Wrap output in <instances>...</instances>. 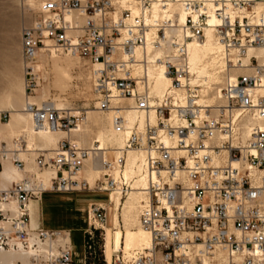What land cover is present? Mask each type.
Wrapping results in <instances>:
<instances>
[{
    "label": "built area",
    "instance_id": "built-area-1",
    "mask_svg": "<svg viewBox=\"0 0 264 264\" xmlns=\"http://www.w3.org/2000/svg\"><path fill=\"white\" fill-rule=\"evenodd\" d=\"M210 30L226 62L214 106L199 104L189 60V44L204 43ZM21 43L27 89L39 81L41 56L78 58L89 66L99 110L112 112L113 130L126 138L93 187L78 176L99 142L64 138L45 153L30 149L23 134L0 138V171L11 162L24 174L0 184V252L26 255L29 264H75L71 231L33 229L32 202L47 192L125 198L132 181L112 171L125 168L128 150H139L148 179L140 224L151 245L120 249L110 264H264V0H43ZM252 49L262 57L248 56ZM240 67L250 70L232 76ZM150 68L171 80L160 96ZM26 108L36 130L70 132L86 118L72 107ZM129 111L136 120L127 119ZM45 171L55 174L50 189L39 177ZM87 217L84 263L94 264L109 206L92 202Z\"/></svg>",
    "mask_w": 264,
    "mask_h": 264
},
{
    "label": "bare ground",
    "instance_id": "bare-ground-1",
    "mask_svg": "<svg viewBox=\"0 0 264 264\" xmlns=\"http://www.w3.org/2000/svg\"><path fill=\"white\" fill-rule=\"evenodd\" d=\"M43 0H25V3L31 2L38 11L39 3ZM31 5V9H32ZM174 8H177L176 6ZM185 17L184 14L181 13L180 21L184 22ZM189 60L192 68L193 74H195L194 78L200 80V87L199 89V104L208 103L210 106H214L217 103L219 98L221 88L224 82V74L223 69L226 65V62L223 58V47L217 42L213 32L210 30L207 36V40L204 43H190L189 44ZM252 53H256V55L260 58L262 57V51L260 50H250L248 56ZM137 58H141V50L138 49L136 51ZM49 60L54 63V69L58 74L59 84H62V80H71L70 68L74 66V68H78L83 75L85 76L86 80L90 84V77L88 73V68L86 67V63L78 58H73L69 56H62L58 54L52 55H43L40 58V61L44 64L46 61ZM66 60L68 63L65 65H69L64 67L62 61ZM245 62L248 61V57H246ZM43 64H35L34 68L38 71L42 68ZM52 66V75L54 77V71ZM250 67L247 68H237L234 69L232 76H236V72L241 71H249ZM51 74V73H50ZM149 76L153 81V92L155 95L160 96L163 92L169 87L171 84V80L169 77L165 76L162 73L160 68H150L149 69ZM52 77V78H53ZM25 78V67H24V77ZM44 79L48 82L46 85L41 86V82L38 81V87L34 88V93L29 94L27 92V84L26 90H24L25 100H17L13 98L14 103V110L12 111L13 117L5 122L0 120V138L2 136H6V131L8 129H14L15 127H20L23 125H28L29 120L31 118V129L24 127L21 128L16 134L24 135L27 141L29 142V137L32 138L33 134H38L40 143L51 150H44L51 152L53 147L57 144V142L64 138H72L78 139V137L74 136V134L83 133L81 129L82 125L89 126L92 123L97 128V135L102 143L99 144L100 152L97 153V156L91 157L85 165V168L78 176L80 179L86 180L91 187H93L98 179L101 178L104 167L103 161H110L113 160L117 155L120 148H122L125 144V134H118L113 130L112 127V112L110 111H101L98 110V104L96 102V110L88 111L86 114L85 121L82 125L73 128L70 132H65L61 130H36L33 125L32 115L29 111H27V105L37 103V105L42 106L44 104H52L58 109H63V104L60 105L57 103H50L48 102V92H44V88L52 83L51 77L49 74L45 72ZM79 80H84V77H79ZM72 81V80H71ZM25 83H27L25 78ZM64 84V83H63ZM41 87V88H40ZM40 88V89H38ZM92 88V87H91ZM93 91V90H92ZM94 94V93H93ZM95 101L96 96L94 94ZM101 113H104L103 115ZM1 115V114H0ZM127 119L129 121H134L137 119V114L135 112L129 111L127 113ZM151 121H155V117L152 115L150 117ZM90 122V123H89ZM143 122V119H141ZM91 125V124H90ZM89 129H87L88 131ZM96 130V129H95ZM91 131V130H89ZM50 132V135L46 133ZM96 132V131H95ZM15 134V135H16ZM90 135V134H89ZM97 137V138H98ZM6 141L8 139L2 138ZM80 144L81 142L77 140ZM97 142V141H96ZM94 142H92L93 146ZM34 145H29L30 149H34ZM40 149V148H39ZM41 150V149H40ZM43 151V150H42ZM126 165L122 171L113 170L112 176L116 179L120 177H124L127 180L131 179L133 190L127 197H121L120 194L113 192L109 195V201L112 206H109V211H112V228L117 230L116 235L119 236V244L117 245V251L120 249L127 251H131L136 248H146L150 247L151 245V238L150 235L144 230V228L140 224V206L143 200H145V189L148 185L147 174L144 171V160H145V153L139 150H128L126 155ZM262 173V172H261ZM54 173L50 171H45L39 174L41 181L43 182L45 188L50 189L52 184V179L54 177ZM24 174L19 171L11 162H4L3 170L0 171V184L2 186H6L11 182L19 181ZM91 194V192H87ZM100 192L92 191V194H99ZM124 199V201H122ZM31 204V213H32V205ZM90 204V203H89ZM122 205V207H121ZM121 207V208H120ZM121 209V210H120ZM32 219V218H31ZM122 224V225H121ZM107 226H105L106 231ZM112 229V230H113ZM110 231L107 229V233ZM82 232V231H81ZM111 233V232H110ZM119 233V234H118ZM113 234V232H112ZM106 237V234H105ZM118 238V237H117ZM104 253L106 257V261L109 263L113 260V247H112V236L111 240L104 243ZM116 252V251H115ZM112 257V259H111ZM84 260V259H83ZM109 263V264H110ZM0 264H29L28 257L21 253L17 252H0ZM85 264V263H84Z\"/></svg>",
    "mask_w": 264,
    "mask_h": 264
},
{
    "label": "rangeland",
    "instance_id": "rangeland-1",
    "mask_svg": "<svg viewBox=\"0 0 264 264\" xmlns=\"http://www.w3.org/2000/svg\"><path fill=\"white\" fill-rule=\"evenodd\" d=\"M31 5V2L25 3V0H0V116L3 117V122L9 119V114L10 119L13 117V98H16L18 101L21 100V102L23 101L22 99L25 100L24 90H26L27 83H25V78H23L25 64L22 58L21 36L23 29L29 26L38 14L36 7L32 5L31 9ZM60 61H62L64 67L69 66L67 64L65 65V63H68L66 60ZM35 64L43 63L39 60ZM53 64L54 63L52 62L51 65V62L47 60L46 63L42 65V68L37 71L39 74L38 80L42 83L41 86H44L48 82H50V79H48V81L44 79L45 72L46 74H49V77H51L52 83L44 88V92L46 91L49 93L47 98L48 102L56 104L58 103L59 105L62 103L63 108L72 107L77 111L85 110V112H88L96 110V101L91 88L92 85L91 82L89 84V82L86 80L85 76L83 75L84 73H82V71H80L78 68H74L73 66L70 68L72 81L62 80V84H59L58 74L55 71ZM52 66L55 71L54 77L52 75ZM79 77H84V80L80 81ZM221 87L222 86H220V88ZM27 92L29 94H33L34 89H27ZM101 114L103 115L104 113ZM86 116L89 115L86 114ZM90 124L88 128L87 126H84V124L82 125L81 129L83 130V133L74 134V136L78 137V139L76 140H79L83 146L87 147H92V142L95 143L97 141L99 142V144L102 143L97 135L96 126H94L92 123ZM31 125L32 123L30 118L28 125L15 127L14 129L10 128L6 131V136H2V138H6L8 139V141H10L12 138L18 136V134L16 133L21 128L27 127L30 131H32ZM87 129L91 131H87ZM46 134L50 135V132ZM58 142L53 147V149L57 147ZM28 144L34 145V149L38 150L40 148L41 150H43L42 152L45 153L49 151L46 152L44 150H51L44 147L40 143L38 134H33L32 138L29 137ZM86 193L87 192H47L43 194V196L39 200L35 201L32 205L31 218L33 229L38 230L41 228H46L71 231L75 264H84V242L87 239L85 232L89 229V222L87 217L88 204L90 202H100L112 206L111 204H109L110 194H92V192L91 194ZM122 201H124V199ZM36 204L38 205V211L42 207V209L40 210L41 215L40 213L38 214L35 211ZM35 224H38L40 226H35ZM107 229L110 230L108 231V233ZM112 229V211L110 210L106 231L97 232L96 235V250L98 253V258L94 264H107L104 255V243L111 240V236L113 247L112 256L114 255L115 251H117V245L119 244L120 235L117 236V230ZM91 262L92 261L90 259L86 260V264H91Z\"/></svg>",
    "mask_w": 264,
    "mask_h": 264
},
{
    "label": "crops",
    "instance_id": "crops-1",
    "mask_svg": "<svg viewBox=\"0 0 264 264\" xmlns=\"http://www.w3.org/2000/svg\"><path fill=\"white\" fill-rule=\"evenodd\" d=\"M86 194H88V193H86ZM90 203H92V202H90ZM36 207H35V211L39 214L40 213V215H41V209H42V207H41V209L38 211V205L36 204L35 205ZM35 226H40V225H38V224H35ZM77 230V229H76ZM83 233H84V229H83Z\"/></svg>",
    "mask_w": 264,
    "mask_h": 264
}]
</instances>
